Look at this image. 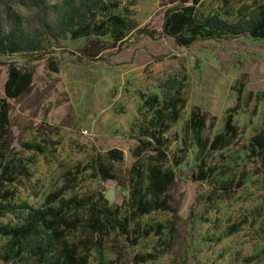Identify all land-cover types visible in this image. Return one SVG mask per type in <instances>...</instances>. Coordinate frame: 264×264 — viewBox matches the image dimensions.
<instances>
[{
  "label": "rangeland",
  "instance_id": "374dc122",
  "mask_svg": "<svg viewBox=\"0 0 264 264\" xmlns=\"http://www.w3.org/2000/svg\"><path fill=\"white\" fill-rule=\"evenodd\" d=\"M180 1L0 0V99L10 68L33 75L31 90L8 101L6 157L25 175L11 186L16 197L5 222L16 223L27 208L41 207L69 172L79 175V184L68 197L103 194L111 206L121 205L140 128L154 117L145 101L163 102L179 93L187 107L173 132L184 135L190 110L198 106L216 117L213 137L234 108L240 143L198 154L190 136L187 158L174 168L176 181L168 192L174 212L141 217L151 234L134 246L124 238L119 248L109 244L105 259L110 264H264V165L249 160L242 148L252 135L264 133V40L241 33L179 46L162 27L165 11ZM263 7L264 0H203L198 11L243 32ZM108 16L125 21L124 43L109 32L73 38L75 31ZM12 43L20 45L19 52H11ZM114 149L124 158L113 164V178H90V163ZM202 161L217 169L212 183L193 181ZM226 182L233 185L223 191Z\"/></svg>",
  "mask_w": 264,
  "mask_h": 264
},
{
  "label": "trees",
  "instance_id": "16d2710c",
  "mask_svg": "<svg viewBox=\"0 0 264 264\" xmlns=\"http://www.w3.org/2000/svg\"><path fill=\"white\" fill-rule=\"evenodd\" d=\"M255 1V0H249ZM203 0H182L164 13L162 32L174 38L179 46L187 47L199 39L211 40L237 36L241 33L253 39L264 40V7L258 19L247 29L231 28L218 18L205 17L198 11ZM109 32L120 44L127 38L125 21L108 16L98 23H89L75 31L73 38L93 35L105 36ZM12 53L20 51V45L12 43ZM97 52L92 58L101 55ZM31 72L10 68L4 85V97L0 99V261L5 264H110L105 259L109 244L119 248L121 238L134 246L142 236H149L153 229H143L139 219L154 212H174L169 189L176 181L174 168L181 166L189 152L190 136L198 147V154L214 153L230 149L240 143L241 130L233 123L228 111L222 132L210 136L216 125V117L194 106L184 127L183 136L172 128L181 119L187 101L179 93L163 102L155 98L145 101L154 117L140 128L139 145L134 149L135 163L129 171L128 196L121 205L111 206L103 194L78 196L68 193L79 184V175L67 173L59 190L49 193L41 207H29L16 223L4 220L13 214L16 193L11 186L18 177L25 175L22 169L6 157L5 137L9 133V100L27 94L32 87ZM208 135L204 136L203 133ZM175 143H180L173 147ZM249 160L259 159L264 165V133L259 131L242 145ZM145 161L142 158L147 155ZM124 154L114 149L105 156L93 160L88 170L90 178L112 179L113 164L122 162ZM216 168L205 161L198 163L195 182H213ZM245 174V171L242 172ZM232 182L223 183L221 190L228 191ZM240 187V185H239Z\"/></svg>",
  "mask_w": 264,
  "mask_h": 264
}]
</instances>
